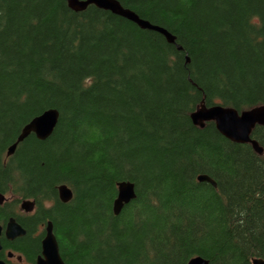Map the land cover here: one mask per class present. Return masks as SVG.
I'll return each mask as SVG.
<instances>
[{
  "label": "trees",
  "instance_id": "16d2710c",
  "mask_svg": "<svg viewBox=\"0 0 264 264\" xmlns=\"http://www.w3.org/2000/svg\"><path fill=\"white\" fill-rule=\"evenodd\" d=\"M117 1L175 41L95 5L0 0V224L26 230L0 258L36 264L52 222L65 264L264 261V152L192 120L264 106V0ZM52 109V136L8 157ZM251 139L264 149L263 125ZM122 182L136 198L115 215Z\"/></svg>",
  "mask_w": 264,
  "mask_h": 264
},
{
  "label": "water",
  "instance_id": "95a60500",
  "mask_svg": "<svg viewBox=\"0 0 264 264\" xmlns=\"http://www.w3.org/2000/svg\"><path fill=\"white\" fill-rule=\"evenodd\" d=\"M69 6L75 11H83L90 5H95L98 8L110 11L115 15L126 18L136 23L140 28L153 30L161 33L166 39L173 43L175 38L165 29L152 25L150 22L141 19L136 13L130 9L124 8L117 0H67ZM60 113L57 110H47L35 119H33L28 125H26L17 141L8 149L7 155L12 156L18 145L25 140L30 134L34 133L38 139L46 140L52 136L55 128L58 124ZM193 122L204 127L208 121L216 122L218 130L230 140L242 143L251 144L254 149L262 154L264 149L261 148L258 142L251 139L253 129L259 124L264 126V106L255 108L252 111L239 114L236 110L226 109L220 106L207 109L202 107L200 111L192 114ZM200 181H206L214 186L216 183L208 176H200ZM60 199L63 202H68L73 198V192L67 186L59 187ZM136 198L135 186L130 182H122L119 184L118 198L114 203L115 215L120 214L125 205L129 204ZM5 201V197L0 194V205ZM35 205L33 202L24 201L22 208L25 211H33ZM8 225L4 228L0 225V255L3 250L2 236L4 235L9 241H13L16 238H20L26 235V230L17 223L13 218ZM14 254L9 253V258H13ZM18 260L21 262L22 257ZM0 264H12L0 258ZM36 264H65L60 254L59 243L54 235V227L52 222L48 223L46 228V236L42 241V254L38 257ZM189 264H210L208 260L197 257L190 261ZM254 264H264L263 260L254 259Z\"/></svg>",
  "mask_w": 264,
  "mask_h": 264
},
{
  "label": "flooded vegetation",
  "instance_id": "af4514ba",
  "mask_svg": "<svg viewBox=\"0 0 264 264\" xmlns=\"http://www.w3.org/2000/svg\"><path fill=\"white\" fill-rule=\"evenodd\" d=\"M12 218H13V217H12ZM12 218H9V219H8V222H9L10 219H12ZM8 222H7V223H8ZM7 223H6L5 225H2V226L5 228V227L7 226Z\"/></svg>",
  "mask_w": 264,
  "mask_h": 264
},
{
  "label": "bare ground",
  "instance_id": "6f19581e",
  "mask_svg": "<svg viewBox=\"0 0 264 264\" xmlns=\"http://www.w3.org/2000/svg\"><path fill=\"white\" fill-rule=\"evenodd\" d=\"M47 140V139H46ZM65 186V185H64ZM70 189V188H69ZM59 196H60V194H59ZM13 219V218H12ZM11 220V219H10ZM10 222V221H9ZM1 225V224H0ZM8 225V224H7ZM2 226V225H1Z\"/></svg>",
  "mask_w": 264,
  "mask_h": 264
},
{
  "label": "clouds",
  "instance_id": "9594fccd",
  "mask_svg": "<svg viewBox=\"0 0 264 264\" xmlns=\"http://www.w3.org/2000/svg\"><path fill=\"white\" fill-rule=\"evenodd\" d=\"M254 23L256 22V21H253Z\"/></svg>",
  "mask_w": 264,
  "mask_h": 264
}]
</instances>
